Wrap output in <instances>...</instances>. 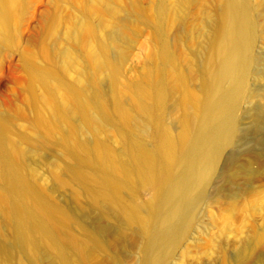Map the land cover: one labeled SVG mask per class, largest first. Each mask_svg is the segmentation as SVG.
<instances>
[{"label":"bare ground","instance_id":"bare-ground-1","mask_svg":"<svg viewBox=\"0 0 264 264\" xmlns=\"http://www.w3.org/2000/svg\"><path fill=\"white\" fill-rule=\"evenodd\" d=\"M24 1L0 0V39L8 42L12 21ZM194 1L157 0L150 9L152 16L147 21L153 25L160 49L156 51L155 63L147 68L143 84L132 88L145 101L135 103L131 115L120 105V90L115 92L111 106L105 107L94 78L99 69H105L113 80L117 76L116 61L126 45V39L123 20L115 18L118 14L116 9L109 12L105 32L98 36L86 21L88 15L99 14L96 2L83 3L81 8L79 5L80 22L69 30L66 38L69 45L58 57H48V65L40 72L38 82H44L55 73L64 71L68 65L74 64L80 69L77 70L79 76L75 83L73 81L56 91L60 103H55L51 93L32 100L35 104L32 120L34 138L45 140L54 133L58 134L57 144L72 162L66 167L70 179L88 197L92 208H98V213L94 211L87 216L92 228L86 233L92 243L89 254L103 252L105 242L122 246L127 240L122 230L111 234L107 226L100 224L109 214L108 207L113 204L129 224L138 226L133 240H142L139 264H170L176 251L175 264H227L231 249L233 264H251L257 257L256 252L264 247V226L251 229L244 237H240V232L232 233L229 228V234L224 239L219 237L216 243L207 240L204 244L198 241L199 227L192 237L195 251L190 252L180 246L197 223L202 209L207 206L208 192L210 188H215L220 157L237 141L243 104L250 106L255 100L260 101L249 109L252 127L247 130L248 134H255L264 124V89L257 93L251 90L252 86L250 88L251 82L264 79V57H258L254 51L263 25L261 19L264 22V0H223L219 14L210 9L203 10L202 20L196 28V34L201 38L200 45L191 46L187 53L179 54L167 43V30L176 16H183ZM147 11L136 4L132 7V13L136 15H148ZM108 45L112 55L108 52ZM25 54L28 68L34 70L36 67L31 59H36V55L31 58L32 54ZM183 58L186 60L187 76L179 70ZM188 80L199 83L197 93L186 88ZM173 88L181 93V99L174 102L175 110L172 109L176 111L177 118H170L181 127L177 134H172L165 126L166 116L163 113L167 91ZM43 108L47 111L45 115ZM65 108L81 114L83 123L79 129L70 125ZM91 125L100 137L106 130H117V140L124 148V165L127 164L119 174L106 165L112 159V153L102 140L89 151L81 149L78 132ZM131 125L139 130L146 128L155 140L154 146L146 149L143 138L135 136ZM21 139L27 145L30 143L26 137ZM235 154L228 157L233 175L222 172L219 177L236 195L238 192L234 191L233 185L236 179L233 178L245 173L249 180L252 172L235 166ZM13 157L22 170L29 171L22 163V148L0 137V161L12 160ZM2 183L0 164V186ZM118 183L127 186L133 196L141 189L151 191V196L140 207L125 208L117 198ZM31 186L39 191L35 184L31 183ZM10 190L13 189L0 187V207L9 218L5 235L0 234V264H58L64 255L70 257L69 264H87L81 257L78 240L68 233L66 214L57 202L47 199V202L37 205L25 197V203L38 220L34 225L18 218L15 205L4 203ZM86 208L83 209L86 211ZM57 232L64 234L62 239L69 245L61 255L52 248ZM203 235L208 236L207 233ZM111 260L115 258L112 256ZM255 264H264V258L259 257Z\"/></svg>","mask_w":264,"mask_h":264},{"label":"rangeland","instance_id":"rangeland-1","mask_svg":"<svg viewBox=\"0 0 264 264\" xmlns=\"http://www.w3.org/2000/svg\"><path fill=\"white\" fill-rule=\"evenodd\" d=\"M93 1L25 0L21 3V8L16 12L17 16L12 21L8 42L0 39V137L2 140L9 139L22 148V163L29 169V171L22 170L14 157L12 160L0 161L3 180L0 187L13 189L6 193L4 203L15 205L18 209V218L34 225L38 223L37 217L31 207L25 203L24 198L28 197L37 205L47 202V199L57 202L66 214L68 233L78 240L81 247V257L86 260L87 264H139L142 259V240H133L138 226L129 224L114 204L108 207L109 214L102 220L100 219L102 221H100V224L107 226L111 234L122 230L127 240L122 246H113L109 242H105L103 252L89 254L92 243L86 233L91 232L92 228L87 221V216L90 213L94 214V211L98 213V208H92L88 197L82 193L77 183L70 179L66 167L72 162L64 155L63 150L57 144L58 134L54 133L53 136L50 135V138L47 137L45 140L33 137L35 133L32 119L35 115V112H33L35 104L32 100L41 99L43 95L51 93L52 98L56 101L55 103H60L56 91L73 83V81L75 83L79 68H76L74 64V66L68 65L64 68V71L55 73L44 82L42 80L38 82V78L41 77L40 72L43 67L48 65L46 63L48 57L50 58L51 55L58 57L69 45L66 41L69 30L80 22V11L78 10L83 3L98 2ZM156 1L100 0L98 4L95 3L99 14H90L86 17L90 28L98 36L101 32L102 34L105 32L104 29L109 20L108 14L112 9L118 11L115 18L123 20L125 27L126 45L116 61L117 76L113 80L105 69H99L94 75L100 89L102 101L107 108L111 106L116 91H121L120 105L129 115L132 114L135 103L142 104L145 101V98L134 92L132 88L143 84L147 68L153 65L152 62L155 63L156 51L160 49V42L155 36L153 25L151 21H147L152 16L151 10ZM222 1L195 0L183 16H176L167 30V43L170 48L176 53L182 54L187 53L192 47L199 46L201 38L196 34V28L202 20L203 10L210 9L219 14ZM253 1L262 2L263 0ZM135 4L148 10V15L132 13V7ZM260 22L263 25L258 32V40L254 51L258 57L263 58V19ZM42 50L49 56L45 54L43 56L44 52ZM108 52L112 55V49L109 45ZM25 53L27 55L32 54L31 58L36 55V59H31L32 64L36 67L34 70L28 68L24 59ZM43 58L46 59L45 62ZM185 61L184 58L180 61L179 70L184 76H187ZM256 81L250 83V88L252 86L251 90L258 93L264 89V79L263 81ZM186 88L197 93L199 83L196 80H188ZM173 89L167 91L163 102V113L166 116L165 126L172 134H177L181 127L177 122L171 121L170 118L172 116L177 118V114H174L176 111L173 112L172 109L175 110L173 106L181 99V93L178 89ZM262 93H264V90ZM258 103L260 101L256 102L255 100L254 103H250V106L246 103L241 107L237 141L235 140V145L228 147L220 157L216 172L217 176H215V188L212 187L213 191L210 188L208 192L209 201L207 206L202 209L197 223L180 245L186 247L190 252L195 251V246L192 245V237L195 234L194 230L199 227L198 236L200 238L198 237V241L204 244L207 240L216 243L219 241V237L224 239L225 235L229 234V231H227L229 228L232 233L240 232L241 236H239L244 237L251 229H259L264 226V124L261 130L255 134H248L250 127H252L250 126L252 119L248 114L249 109L257 106ZM65 112L70 125L79 129L83 123L81 114L77 111H70L69 108H65ZM42 113L43 115L47 114L46 109L43 108ZM130 128L135 136L143 138L146 149L154 146L155 140L146 128L143 127L139 130L134 125H131ZM116 132V129L106 130L103 136L100 137L91 125L85 127V129L81 128L77 139L84 151L91 150L98 141L102 140L109 153H112V159L106 165L115 169L116 174H119L120 169L126 167L127 164L124 165L126 163L124 148L118 142ZM22 137L28 138L30 143L28 145L24 143ZM234 152H236L235 166L245 167L252 172V178L249 180L246 179L245 173L236 175L233 178V180L236 179L233 181L235 183L233 184L235 186L234 191L238 192V194L235 192L236 195L231 187L229 189L225 180L219 177L222 172L233 175V172H231L233 168L228 162V157ZM31 183L35 184L39 191H35ZM118 184L120 189L117 198L121 200V204L125 208L140 207L151 196V191L147 189H141L137 195L133 196L127 186L122 183ZM83 208H86V211ZM141 215L145 217L143 212H141ZM80 216L82 217L80 218ZM8 220L5 211L0 207L1 235H5ZM205 233L208 236L203 235ZM63 236V233L57 232V240L52 244L54 252L60 255L69 248V245L63 241ZM232 252V249L228 252L227 264H233L231 261ZM176 253L177 251L174 252L170 264H175ZM112 256L115 260H111ZM256 256V259L252 262L253 264L259 257L264 258V247L256 252ZM22 260L26 263L24 258ZM70 261V257L64 255L58 264H69Z\"/></svg>","mask_w":264,"mask_h":264}]
</instances>
